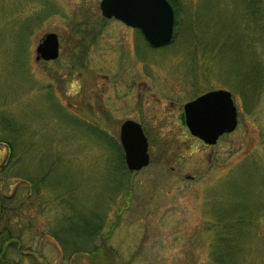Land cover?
Wrapping results in <instances>:
<instances>
[{"label": "rangeland", "instance_id": "rangeland-1", "mask_svg": "<svg viewBox=\"0 0 264 264\" xmlns=\"http://www.w3.org/2000/svg\"><path fill=\"white\" fill-rule=\"evenodd\" d=\"M99 2L0 0V190L23 201L22 241L48 264H213L214 248L217 264H264V33L249 0H172L159 47ZM50 31L60 54L36 60ZM138 69L152 92L139 112L120 78ZM219 87L238 123L204 146L176 108ZM127 118L148 135L138 170L122 157Z\"/></svg>", "mask_w": 264, "mask_h": 264}, {"label": "water", "instance_id": "water-1", "mask_svg": "<svg viewBox=\"0 0 264 264\" xmlns=\"http://www.w3.org/2000/svg\"><path fill=\"white\" fill-rule=\"evenodd\" d=\"M99 6L103 16L138 27L152 46L172 39L175 13L169 0H100ZM58 55L57 33H45L36 46L35 59H55ZM184 114L190 132L206 143H215L219 135L237 124L236 105L231 91L225 88L205 91L185 102ZM119 140L128 169L137 170L149 163L147 138L139 122L125 119L119 128Z\"/></svg>", "mask_w": 264, "mask_h": 264}, {"label": "trees", "instance_id": "trees-1", "mask_svg": "<svg viewBox=\"0 0 264 264\" xmlns=\"http://www.w3.org/2000/svg\"><path fill=\"white\" fill-rule=\"evenodd\" d=\"M172 2V0H170ZM249 5L247 6L248 10L251 13H256L255 20L257 24V28L260 31V33H264V22L262 21L264 16V8H261V5H256L255 0H249ZM174 6V4H173ZM175 14L177 13L176 6L174 7ZM257 9V11H255ZM264 39V35H263ZM259 70V69H258ZM254 80V78H253ZM8 148L10 149V152L12 151V148L10 144L7 143ZM6 176H3L5 178ZM1 187H3L1 185ZM19 197L17 194L14 195H6L4 194L2 190H0V264H25L26 262H31L32 258V250L30 248V244L27 242H23V230L25 228V225H22L21 223H16V218L21 216L22 214H25L26 211L22 208L23 201L21 200L20 205L16 203L15 200H17ZM29 208H27V211H29ZM244 219L242 218V221ZM214 222V231H218L220 227L219 221H213ZM238 222L237 219L232 220L226 228V234L233 231L235 224ZM91 228L89 229L90 233H93V229L95 228L94 222L89 223ZM224 226V228L226 227ZM71 227H68V229ZM89 233V234H90ZM223 229H221V235L216 238H218L219 241L225 242L226 238H223ZM27 243V244H26ZM218 248L213 249V256H214V262L213 264H217L221 262V259L217 255ZM15 253V254H13ZM14 256H10V255ZM20 255V256H16ZM37 264H48L46 261H39Z\"/></svg>", "mask_w": 264, "mask_h": 264}, {"label": "flooded vegetation", "instance_id": "flooded-vegetation-1", "mask_svg": "<svg viewBox=\"0 0 264 264\" xmlns=\"http://www.w3.org/2000/svg\"><path fill=\"white\" fill-rule=\"evenodd\" d=\"M131 27H133V26H131ZM141 31V30H140ZM142 32V31H141ZM142 34H143V32H142ZM143 36H144V34H143ZM145 37V36H144ZM60 48V47H59ZM138 72H139V74H137V75H131V76H129V78H127V80H122L123 78L122 77H120V76H118V77H120L121 78V82L122 83H126V88H128V90H131V91H133L134 92V94H135V96L134 97H132V96H130L129 97V105H130V99H133V98H135L134 99V101H133V107L135 106L136 107V109H134L135 111H137V112H139L138 111V109L142 106V107H145V105H146V103H147V98L149 97V96H151V94H152V92H150L151 94H147V96H146V79H145V76L142 74V73H140V71H139V69H138ZM220 88V87H219ZM209 90V89H208ZM207 91V90H206ZM204 92V91H203ZM202 93V92H201ZM197 96V95H196ZM143 97V98H142ZM194 98V97H193ZM190 99H192V98H190ZM190 99H188V100H190ZM158 100V102H159V100H160V98H158L157 99ZM234 100V99H233ZM127 102V101H126ZM160 102H161V100H160ZM168 102V104H174L175 103V101L174 100H169V101H167ZM186 102V101H185ZM184 102V103H185ZM184 103L183 104H180L179 106H178V108H176L177 109V113H178V115H180L181 116V120H182V122H183V124L185 125V127L186 128H184V130L186 131V134H192L190 131H189V129H188V127H187V125H186V123H185V121H184ZM237 107V106H236ZM174 109V108H173ZM135 120V119H134ZM124 121V120H123ZM137 121V120H136ZM139 122V121H138ZM139 123H141V122H139ZM121 125V124H120ZM141 125H142V127H143V129H144V131H145V128H144V125L141 123ZM183 125V126H184ZM119 128H120V126H119ZM146 133V132H145ZM193 135V134H192ZM146 136H147V140H148V135L146 134ZM194 137H196V138H198L199 140H200V142L204 145V146H209V145H211L210 143H206L205 141H203L201 138H199V137H197V136H195V135H193ZM5 146H6V151H7V154L6 155H10V149L8 148V146H7V144H5ZM178 147H179V145H178ZM149 148V140H148V144H147V149ZM148 152H149V149H148ZM149 154H150V161L152 160V155H151V153L149 152ZM161 160H165V161H168L169 160V158H167L166 157V155H164V154H162L161 155ZM150 163V162H149ZM148 163V164H149ZM147 164V165H148ZM1 165V164H0ZM171 169H173V167H171ZM0 181H2L1 179H0ZM32 185V184H31ZM30 191V190H29ZM28 190H27V194H26V196L27 197H30V194L32 193V192H29ZM5 194V193H4ZM15 194H17V193H15ZM6 195H14V193H11V194H6ZM30 248H31V250H32V252H33V254H32V260H34V253H35V255H36V257H37V260H38V263H39V261H44V258H40L39 256V254L38 253H36V252H34V249L32 248V246H30ZM31 260V261H32ZM31 264V263H30Z\"/></svg>", "mask_w": 264, "mask_h": 264}, {"label": "bare ground", "instance_id": "bare-ground-1", "mask_svg": "<svg viewBox=\"0 0 264 264\" xmlns=\"http://www.w3.org/2000/svg\"><path fill=\"white\" fill-rule=\"evenodd\" d=\"M175 7V6H174ZM175 17H176V14H175ZM176 19V18H175Z\"/></svg>", "mask_w": 264, "mask_h": 264}]
</instances>
